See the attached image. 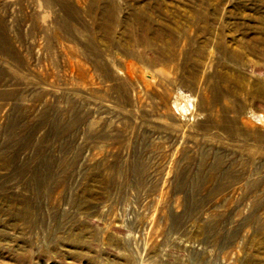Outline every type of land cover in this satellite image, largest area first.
<instances>
[{
  "label": "rangeland",
  "instance_id": "1",
  "mask_svg": "<svg viewBox=\"0 0 264 264\" xmlns=\"http://www.w3.org/2000/svg\"><path fill=\"white\" fill-rule=\"evenodd\" d=\"M0 264H264V0H0Z\"/></svg>",
  "mask_w": 264,
  "mask_h": 264
}]
</instances>
